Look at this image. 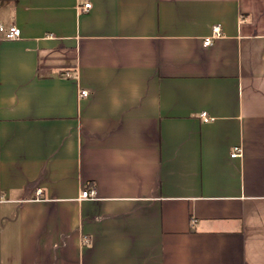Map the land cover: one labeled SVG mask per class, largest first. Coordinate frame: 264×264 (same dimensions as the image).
Segmentation results:
<instances>
[{"label":"crops","instance_id":"1","mask_svg":"<svg viewBox=\"0 0 264 264\" xmlns=\"http://www.w3.org/2000/svg\"><path fill=\"white\" fill-rule=\"evenodd\" d=\"M0 26V264H264V0H0Z\"/></svg>","mask_w":264,"mask_h":264},{"label":"built area","instance_id":"2","mask_svg":"<svg viewBox=\"0 0 264 264\" xmlns=\"http://www.w3.org/2000/svg\"><path fill=\"white\" fill-rule=\"evenodd\" d=\"M91 7V4H86L84 6V9L87 10ZM0 34L3 36L5 40H17L21 37V30L16 26H10V27H4L0 26ZM222 35V30L219 25H216L212 29V36L210 38H207L204 42L205 46H208L212 43V41L216 38H219ZM79 96H88L87 91H81ZM202 120L204 122L212 121L213 118L208 117L206 114H202ZM242 155V150L240 148H234L231 157L237 158ZM37 196L39 197L42 194L41 190L37 191ZM95 195L94 189H88L85 188L82 191L81 197L82 198H92Z\"/></svg>","mask_w":264,"mask_h":264}]
</instances>
